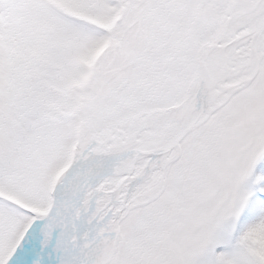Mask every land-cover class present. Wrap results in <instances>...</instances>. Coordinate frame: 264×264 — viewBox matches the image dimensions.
Returning a JSON list of instances; mask_svg holds the SVG:
<instances>
[{
  "label": "snow or ice",
  "instance_id": "obj_1",
  "mask_svg": "<svg viewBox=\"0 0 264 264\" xmlns=\"http://www.w3.org/2000/svg\"><path fill=\"white\" fill-rule=\"evenodd\" d=\"M0 264H264V0H0Z\"/></svg>",
  "mask_w": 264,
  "mask_h": 264
}]
</instances>
